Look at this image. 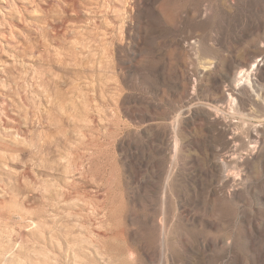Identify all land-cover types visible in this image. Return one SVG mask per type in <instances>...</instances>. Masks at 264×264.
<instances>
[{"label": "rangeland", "instance_id": "374dc122", "mask_svg": "<svg viewBox=\"0 0 264 264\" xmlns=\"http://www.w3.org/2000/svg\"><path fill=\"white\" fill-rule=\"evenodd\" d=\"M0 264H264V0H0Z\"/></svg>", "mask_w": 264, "mask_h": 264}, {"label": "bare ground", "instance_id": "6f19581e", "mask_svg": "<svg viewBox=\"0 0 264 264\" xmlns=\"http://www.w3.org/2000/svg\"><path fill=\"white\" fill-rule=\"evenodd\" d=\"M253 66H252V69L251 70H253L255 67L256 68H258L259 67V64H257V63H253L252 64ZM247 71H241V72H239L238 73V80L239 81H246V82H248L249 81V72L248 73H246ZM163 196H165V195H163ZM164 198V197H163ZM165 199V198H164ZM164 231V230H163ZM161 239H160V246H161V249H162V252L164 253L165 251V249L167 248V236L165 235V233L163 232V234H162V232H161Z\"/></svg>", "mask_w": 264, "mask_h": 264}]
</instances>
